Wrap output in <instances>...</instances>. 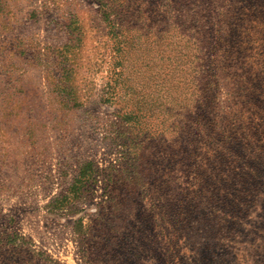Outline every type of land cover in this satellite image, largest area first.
Wrapping results in <instances>:
<instances>
[{
    "label": "rangeland",
    "instance_id": "1",
    "mask_svg": "<svg viewBox=\"0 0 264 264\" xmlns=\"http://www.w3.org/2000/svg\"><path fill=\"white\" fill-rule=\"evenodd\" d=\"M205 2L0 0V264H264V0L185 142Z\"/></svg>",
    "mask_w": 264,
    "mask_h": 264
},
{
    "label": "trees",
    "instance_id": "2",
    "mask_svg": "<svg viewBox=\"0 0 264 264\" xmlns=\"http://www.w3.org/2000/svg\"><path fill=\"white\" fill-rule=\"evenodd\" d=\"M204 1L206 2L203 5L204 9L201 10V13L203 16L210 19L207 27L205 26V28L199 32L194 31L196 35H198V33L201 35V37L199 36V40L204 51H200V56H198L199 68L196 75V88L192 94V107L186 111L183 118L185 127L182 129L181 133L185 142H189L191 137V126L186 127V122H192L198 115H200V120H198V123L196 122V125H199L200 128L198 127L197 131L203 133L207 132V135L209 133L206 126L211 119V107L215 104L220 86L216 73V68L218 66L215 58L217 46L220 48L221 44L228 45L224 53L227 58L224 65L226 69H232V64H227L228 58L232 56L231 53H233L237 55L236 57L238 59L241 53V49L234 48L235 45L232 44V42L235 41V44L237 41L241 42L244 36L243 32H245L243 23L248 19V16L252 17L256 12V7L260 6L262 3L261 0H222L224 1L220 4L222 7L216 8L215 3L219 0ZM195 34L191 36L194 37ZM233 48L236 49L235 52ZM186 134H188V136H186ZM170 145H174L172 140H170ZM163 160L166 161V158ZM164 161L162 162L165 165L166 162ZM182 217L181 219H178L180 217L177 219L181 220L180 222L183 223L185 221V216ZM177 224L171 223L172 226H176ZM182 227L183 226H181L180 229H182Z\"/></svg>",
    "mask_w": 264,
    "mask_h": 264
}]
</instances>
